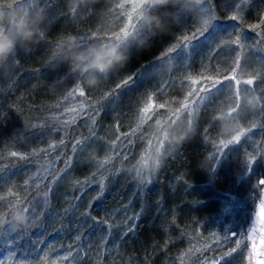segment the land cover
I'll list each match as a JSON object with an SVG mask.
<instances>
[{
	"label": "trees",
	"instance_id": "1",
	"mask_svg": "<svg viewBox=\"0 0 264 264\" xmlns=\"http://www.w3.org/2000/svg\"><path fill=\"white\" fill-rule=\"evenodd\" d=\"M126 1L0 0V53L11 49L0 56V264H240L229 239L201 251L194 235L218 214L213 192L236 187L247 164L220 142L222 95L184 125H157L166 109L142 117L160 83L139 76L149 68L163 76L154 67L190 32L186 6L197 0H150L132 30L112 39L127 30ZM208 1L227 15L228 0ZM242 24L260 33L257 62L264 0L250 1ZM84 98L89 107L78 111ZM147 141L163 166L138 179Z\"/></svg>",
	"mask_w": 264,
	"mask_h": 264
},
{
	"label": "rangeland",
	"instance_id": "2",
	"mask_svg": "<svg viewBox=\"0 0 264 264\" xmlns=\"http://www.w3.org/2000/svg\"><path fill=\"white\" fill-rule=\"evenodd\" d=\"M148 1L150 0L126 1L127 30L118 35L111 34L112 39L122 38L123 34L132 30L145 10L143 5ZM250 1L228 0L226 16H221L208 0H197L187 5L186 12L191 19L190 32L180 37L170 48L169 53L172 54L161 59L154 67L162 70L165 76L157 79L151 74L154 70L151 71L150 68L143 70L139 76L140 81L156 79L160 83L155 87L153 95L145 99L144 107L151 111L142 114L143 122L147 116L166 109V112L160 114L161 119L156 121L157 125L165 121L172 124L181 122L184 125L192 119L194 109L207 103L213 95H222V103L227 110L225 114L222 113V118L226 120L222 126L224 131L220 142L224 147L230 145L237 149L239 155L246 158L247 164L236 187L213 192L220 199L216 206L218 214L215 217L213 215L214 220L209 230L201 227L194 235L197 236L201 251L208 240L229 239L232 245L230 249L237 250L231 256L232 261L235 263L238 259L240 264H258L259 260H264V244L261 243L264 240V221L260 218V206L264 203V186L260 181H264V175L259 162L261 157L264 159V58L260 55L257 62H254L251 52L256 56L259 54L260 33L258 35L255 31L256 33L250 34L247 26L242 24ZM134 16L137 20L133 22L131 18ZM107 52V48H102L98 51V57L103 58ZM90 73L88 70L85 76H91ZM233 76L236 77L235 81L231 79ZM107 77L109 71L106 69L104 78ZM248 79H253L254 84L245 83ZM174 85L176 89L173 88ZM246 89L251 92L245 93ZM169 94L174 99L166 101ZM125 98H129L126 92L116 103ZM87 99L75 103L78 111L89 107ZM185 104L188 105L187 108ZM185 118L186 121H178ZM140 124L138 122L137 127ZM170 128L169 126L168 130ZM121 132H125V129L120 134ZM170 133L174 134L173 131ZM240 133H243L240 142H234L233 137ZM171 134L157 137L155 143L164 144ZM150 141L138 148L140 153L137 155L139 165L148 168L144 173L151 174L154 171L151 168L152 161L160 158L162 150H152ZM248 203L252 204L250 212H247Z\"/></svg>",
	"mask_w": 264,
	"mask_h": 264
},
{
	"label": "snow or ice",
	"instance_id": "3",
	"mask_svg": "<svg viewBox=\"0 0 264 264\" xmlns=\"http://www.w3.org/2000/svg\"><path fill=\"white\" fill-rule=\"evenodd\" d=\"M233 19H235V17H233ZM231 79L235 81V80H236V77L233 76V77H231ZM245 83H247L248 85H252V84H254V80H253V79H248V80L245 81ZM249 92H251L250 89H246V90H245V93H249ZM69 95H71V93H70ZM80 95H81V96L84 95L83 91L80 92ZM235 101H236V96L234 97V102H235ZM185 107L187 108L188 105L185 104ZM149 111H151L150 108H145V109H144V112H145V113H148ZM242 134H243V133H240V134L235 135V136L233 137V141L236 142V143H239L240 140H241V135H242ZM233 141H229V143H232ZM13 155H16V154L13 153ZM145 162H146V159H145ZM260 184H261L262 186H264V181H260ZM22 211H24V212L28 211V208H27L26 205L24 206V208L22 209ZM260 218H261L262 221H264V203H262L261 206H260ZM130 230H131V229H130ZM261 243L264 244V240H262ZM258 264H264V260H259V261H258Z\"/></svg>",
	"mask_w": 264,
	"mask_h": 264
},
{
	"label": "clouds",
	"instance_id": "4",
	"mask_svg": "<svg viewBox=\"0 0 264 264\" xmlns=\"http://www.w3.org/2000/svg\"><path fill=\"white\" fill-rule=\"evenodd\" d=\"M10 51H11V49H7L5 52L0 53V56L8 55V54H10ZM118 62H120L119 54H117V58H114V59H113V66H114L116 63H118ZM98 70H99V69H98ZM107 70L110 71L111 68L109 67ZM162 166H163V160L160 159L159 157H157L156 159H154V160L152 161L151 168H152L153 170H159V168H161ZM147 170H148V168H144V167L142 166L141 169H140V171H139V173H138V175H137V178H138V179H143V175H142V173H143L144 171H147ZM18 223H22V224H24V225H27V218L25 217L22 221H19Z\"/></svg>",
	"mask_w": 264,
	"mask_h": 264
}]
</instances>
